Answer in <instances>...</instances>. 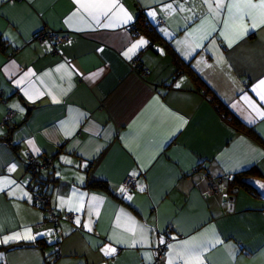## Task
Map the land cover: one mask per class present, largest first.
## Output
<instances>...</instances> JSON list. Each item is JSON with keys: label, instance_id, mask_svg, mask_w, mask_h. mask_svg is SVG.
Here are the masks:
<instances>
[{"label": "crops", "instance_id": "0c3cea01", "mask_svg": "<svg viewBox=\"0 0 264 264\" xmlns=\"http://www.w3.org/2000/svg\"><path fill=\"white\" fill-rule=\"evenodd\" d=\"M221 2L115 0L93 19L74 0H0V264H154L166 235L160 264H264V25L241 34ZM139 14L160 40L133 33ZM27 153L52 169L31 173ZM32 178L73 215L62 237L37 226Z\"/></svg>", "mask_w": 264, "mask_h": 264}, {"label": "built area", "instance_id": "2783aa9c", "mask_svg": "<svg viewBox=\"0 0 264 264\" xmlns=\"http://www.w3.org/2000/svg\"><path fill=\"white\" fill-rule=\"evenodd\" d=\"M158 23H162V21L158 20ZM33 39L40 44L47 42V41H49V42L52 41L54 43V45H58V44H61V43L68 41L69 37L68 36H60L56 33L49 32V31H41V32L35 33ZM131 67L135 72H138L141 75L145 76V70L142 69V67H141V65L137 59L132 62ZM13 114L14 113L12 111H8L7 119H11ZM26 166H27V169L31 173L37 174V173L42 172L44 170L52 169L53 162L50 158H44V159L37 161L32 155L27 153L26 154ZM27 184H28L29 191L31 194L32 202L35 205H38L41 209H43V211L46 214L45 221L43 223L37 225V226L40 227V226L44 225V223L48 222L49 224L52 225V232L55 235L62 237V233H61V230L59 228V222H60V220L63 219L66 222L72 224L74 222L73 215L72 214H65L64 217H61L60 215H58L54 211V209L51 207L49 197L47 195H45V193H43L40 190V188H38L35 185V180L32 178L31 180H28ZM122 187L124 189V194L128 195L130 193V191L134 188V179L130 176L126 177V179L122 183ZM218 193H219L218 185L214 181L208 179L207 185H206V194L208 196H212V195H215ZM169 241H170V238L168 237V235H166L165 237L162 238V240L157 245V247L155 249V263L154 264H160L161 263V261L164 257V254H165L166 246H167ZM118 252H119V250L117 249L115 251V254H117Z\"/></svg>", "mask_w": 264, "mask_h": 264}, {"label": "snow or ice", "instance_id": "6c2138e0", "mask_svg": "<svg viewBox=\"0 0 264 264\" xmlns=\"http://www.w3.org/2000/svg\"><path fill=\"white\" fill-rule=\"evenodd\" d=\"M74 2L79 6V8L84 9L93 19H97L96 13L100 15H107L112 8L115 7V0H74ZM207 3V0H205ZM217 8H223L225 5L218 0ZM211 8V5H209ZM228 11L231 15L232 25H239L244 34L248 31V26L245 24V17L251 22V26L253 29L257 27V24L264 25V0H258V2H254V0H233L232 3L227 5ZM233 9H235V13L233 14ZM75 14V13H74ZM125 15H127L125 13ZM130 19V17H129ZM226 27L228 24L226 22ZM148 42L144 39L139 40L136 44L132 45L127 52L124 53L126 57H129V53H134V51L146 45ZM261 85H264V81L260 82ZM180 85L177 84V87ZM260 187L264 188V184L260 185ZM123 191V189H121ZM115 249H108L105 252V255H108L114 252Z\"/></svg>", "mask_w": 264, "mask_h": 264}, {"label": "trees", "instance_id": "16d2710c", "mask_svg": "<svg viewBox=\"0 0 264 264\" xmlns=\"http://www.w3.org/2000/svg\"><path fill=\"white\" fill-rule=\"evenodd\" d=\"M133 33L135 34H143L149 41L150 43H153L157 40H160V36L156 30V28H154L153 26H151L142 16L141 14H139V16H137V19L135 21V23L133 24V26L131 27ZM169 53L172 55L173 60L175 61L178 70L184 68L185 66H183V64H181L180 62H178V59L176 58V55L169 50ZM193 77L195 80H198L199 82H201L199 79H197L194 74L192 73ZM202 83V82H201ZM206 91H204L205 93L207 92H211L209 89H205ZM206 93V94H207ZM211 102L215 105L217 111L219 113H221L228 121L231 125H233L235 128L238 129H243V125L242 123L236 118L234 117L229 111L228 109L225 107L224 104H222V102L220 100H218L215 96H211ZM255 173L254 170H249V171H245L243 172L241 175H238L239 177L245 176L247 174H252ZM236 179V178H235ZM36 182H39L38 179H35ZM91 187L93 188H97V189H103V190H107L106 184L102 181H93L90 184ZM232 199V198H230ZM232 201V200H231Z\"/></svg>", "mask_w": 264, "mask_h": 264}]
</instances>
